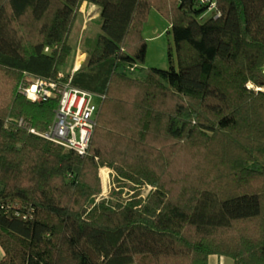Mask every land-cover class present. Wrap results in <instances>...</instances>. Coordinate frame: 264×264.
I'll use <instances>...</instances> for the list:
<instances>
[{"label":"trees","instance_id":"obj_1","mask_svg":"<svg viewBox=\"0 0 264 264\" xmlns=\"http://www.w3.org/2000/svg\"><path fill=\"white\" fill-rule=\"evenodd\" d=\"M83 2L100 31L71 72ZM151 6L170 10L176 63L138 77ZM60 71L101 99L84 155L27 129L57 99L18 85ZM249 83L264 87V0H0V264H264V90ZM101 167L149 193L97 200Z\"/></svg>","mask_w":264,"mask_h":264},{"label":"built area","instance_id":"obj_2","mask_svg":"<svg viewBox=\"0 0 264 264\" xmlns=\"http://www.w3.org/2000/svg\"><path fill=\"white\" fill-rule=\"evenodd\" d=\"M70 81L71 74L66 76L61 71L53 80L25 75L18 85V91L22 95L33 102L57 99V106L53 122L46 130L27 127L28 124L22 117L17 119V124L66 149L84 155L88 149L98 108L94 98L100 96L72 86Z\"/></svg>","mask_w":264,"mask_h":264},{"label":"rangeland","instance_id":"obj_3","mask_svg":"<svg viewBox=\"0 0 264 264\" xmlns=\"http://www.w3.org/2000/svg\"><path fill=\"white\" fill-rule=\"evenodd\" d=\"M170 10L165 8H158L151 6L146 16L139 23V34L146 42V55L144 62L132 74L142 77L152 67L168 68L171 63H176V52L172 34L170 32V18L168 12ZM210 13H207L209 15ZM96 11H89V7L85 8L83 12H79L77 21L71 32L70 40L72 45L76 48V52L84 49L83 41L87 37H94L100 31V19L97 17ZM168 51L171 52V62L168 57ZM66 72V69L62 70ZM248 86L256 90L264 87H255L252 84ZM100 98L95 97L94 101L99 105ZM111 169V168H110ZM101 192L97 196V200L101 198H108L112 201H126L130 198L143 199L150 191V186H136L134 183L124 179H118L115 172L111 169L107 173L106 170L102 172L99 169Z\"/></svg>","mask_w":264,"mask_h":264},{"label":"crops","instance_id":"obj_4","mask_svg":"<svg viewBox=\"0 0 264 264\" xmlns=\"http://www.w3.org/2000/svg\"><path fill=\"white\" fill-rule=\"evenodd\" d=\"M87 7H89V11L95 10L97 17L99 16L100 8L96 5L89 4L87 2H83L80 8V12H83V10ZM85 58H86V52H84L83 50L76 52V56L73 62V68L71 70H76L77 68H79V66L84 62ZM100 169L102 170V172L106 170L107 173L111 171V169L108 167H101ZM1 255H2V252L0 250V256ZM207 264H233V260L227 256L212 254L208 257Z\"/></svg>","mask_w":264,"mask_h":264},{"label":"bare ground","instance_id":"obj_5","mask_svg":"<svg viewBox=\"0 0 264 264\" xmlns=\"http://www.w3.org/2000/svg\"><path fill=\"white\" fill-rule=\"evenodd\" d=\"M77 65H78V63H77Z\"/></svg>","mask_w":264,"mask_h":264}]
</instances>
